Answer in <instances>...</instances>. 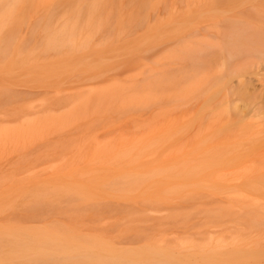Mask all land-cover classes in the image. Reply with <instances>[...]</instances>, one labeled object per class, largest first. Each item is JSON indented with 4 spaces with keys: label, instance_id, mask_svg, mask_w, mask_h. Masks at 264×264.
<instances>
[{
    "label": "rangeland",
    "instance_id": "374dc122",
    "mask_svg": "<svg viewBox=\"0 0 264 264\" xmlns=\"http://www.w3.org/2000/svg\"><path fill=\"white\" fill-rule=\"evenodd\" d=\"M243 1L1 26L0 264H264V105L248 124L202 64Z\"/></svg>",
    "mask_w": 264,
    "mask_h": 264
},
{
    "label": "bare ground",
    "instance_id": "6f19581e",
    "mask_svg": "<svg viewBox=\"0 0 264 264\" xmlns=\"http://www.w3.org/2000/svg\"><path fill=\"white\" fill-rule=\"evenodd\" d=\"M137 1L0 0V28L13 21L23 19L31 24L41 23L48 27L50 32L51 29L49 27L52 26L55 29L52 33H48V30H46L47 36L52 37L54 40L70 41L76 37L77 25L89 24L94 21L107 23L113 18L115 10L121 13L131 4L137 3ZM228 10H231V18L227 24L221 25V27L224 26L226 29H220L218 32L213 33V40L205 44V50L208 48L212 49V53L209 60L202 64L204 66L209 65L210 70L212 66L216 69L214 78L219 82L216 81L219 86L222 85V90L226 92V97L232 96L231 101L239 99L243 102V106L246 109L239 106V111L245 112L242 120H247L248 124H250L253 119H249V117L258 116L257 121H253V123L261 126L263 118L259 115V111L262 110L261 108L264 105V83L260 77L261 71L264 69V0L243 1L242 3L231 5ZM246 16L251 18V21ZM197 63H199V58ZM197 74L198 70L195 69L193 76L200 78V74ZM119 75L117 74V77ZM208 75V73H205L204 77ZM253 76H256V78ZM255 81L259 83H255ZM257 167H261V165ZM79 246H83V244ZM104 249L109 251L107 248ZM64 252L66 253L67 250ZM145 264H148V261Z\"/></svg>",
    "mask_w": 264,
    "mask_h": 264
}]
</instances>
